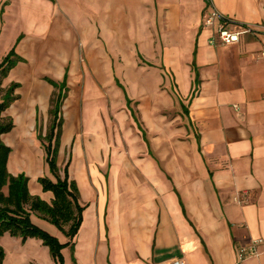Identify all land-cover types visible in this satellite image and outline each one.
I'll return each instance as SVG.
<instances>
[{
    "label": "crops",
    "instance_id": "1",
    "mask_svg": "<svg viewBox=\"0 0 264 264\" xmlns=\"http://www.w3.org/2000/svg\"><path fill=\"white\" fill-rule=\"evenodd\" d=\"M82 1L0 0V58L15 46L23 60L7 79L21 88L27 75L39 86L46 71L30 61L68 26L86 49L71 53L73 75L137 84L142 135L127 157L90 163L74 178L87 197L70 243L48 222L31 221L69 243L63 264H264V0ZM212 11L248 31L219 44L216 24L203 27ZM46 193L38 197L50 204ZM6 237L4 264H53L39 240ZM252 240H261L258 255L239 261L237 248Z\"/></svg>",
    "mask_w": 264,
    "mask_h": 264
},
{
    "label": "rangeland",
    "instance_id": "2",
    "mask_svg": "<svg viewBox=\"0 0 264 264\" xmlns=\"http://www.w3.org/2000/svg\"><path fill=\"white\" fill-rule=\"evenodd\" d=\"M77 2L83 3L82 0ZM78 13L82 14V9ZM65 28L64 36L52 43H46L45 48L40 50L42 59L30 61L36 72L46 71L42 72L43 76H40L42 82L40 84L45 86L40 84L36 87L31 86L30 80L28 81L30 77L23 76V86L13 91L17 99L3 114L14 125L9 133L0 137L9 149L7 170L11 175L23 173L28 177L29 191L39 197L43 196L42 199L47 193L42 191L38 178L47 177L54 181L48 165L45 164V153L39 139L46 137L49 128V103L54 93L62 96L59 113L62 126L57 164L61 175L63 167L69 164L67 174L71 180L80 179L84 168L90 163L100 160L108 161L115 157H127L131 151V141L136 137L141 139L142 135L139 118L134 111L138 103L137 84L130 80L121 81L119 75L117 79L111 77L110 82L97 83H91L89 79L86 80L87 83H84L82 74L73 75L71 69L75 63V57L72 58L71 53H74L77 48L81 55L86 49L84 41L80 39L77 41L73 36L70 39L69 27ZM6 48L7 40L4 39L0 42V53ZM111 57L115 59L116 56L112 53ZM82 60L84 57L80 56L78 60L80 64ZM62 64L64 65L61 71ZM103 73L96 69L94 77H101ZM132 73L129 72V76L135 78ZM15 76L20 78L18 73H14ZM11 82L16 80L7 78L4 80L2 92ZM164 88H167V84L161 86L162 90H165ZM170 115V112L164 115L167 122L172 120ZM83 192V198L79 194L80 205L87 197V192L85 190ZM6 235L11 237L7 233L0 237V247L4 252L2 264L6 262L8 254ZM51 261L55 264L52 258Z\"/></svg>",
    "mask_w": 264,
    "mask_h": 264
},
{
    "label": "trees",
    "instance_id": "3",
    "mask_svg": "<svg viewBox=\"0 0 264 264\" xmlns=\"http://www.w3.org/2000/svg\"><path fill=\"white\" fill-rule=\"evenodd\" d=\"M15 46L0 61V137L13 129V123L3 114L8 110L13 101L17 99L13 95L16 82H11L2 92V84L17 63L23 60L14 52ZM55 85V84H53ZM62 96L54 95L49 103V128L45 138H39L44 150L45 164L53 176V180L43 177L38 178L42 191L52 193L51 203L41 200L28 190V178L23 173L15 176L9 174L6 166L9 155L8 147L0 138V237L7 233L11 237L20 238L23 242L35 238L41 241L50 252L55 264H63L62 248L67 246L75 237L81 223L85 206L78 202L79 192L76 182L68 177L67 164L62 169L57 164V154L61 134L62 121L59 117ZM48 222L69 239V243H59L55 236L44 231L34 222L31 216ZM4 259V252L0 247V264Z\"/></svg>",
    "mask_w": 264,
    "mask_h": 264
},
{
    "label": "built area",
    "instance_id": "4",
    "mask_svg": "<svg viewBox=\"0 0 264 264\" xmlns=\"http://www.w3.org/2000/svg\"><path fill=\"white\" fill-rule=\"evenodd\" d=\"M207 3H210V0H205ZM216 24L217 30V40L221 45H232L238 42L239 36L241 34L246 33L248 30L240 25L231 26L230 23L217 12L212 11L205 15L203 20V27L209 28ZM214 43L211 40V44ZM237 203H241V199L239 197H235L233 199ZM261 240H252L250 244L246 245V247H238L236 250V257L239 261H243L248 257L257 256L258 255V247L260 246ZM172 264H186L182 258H175Z\"/></svg>",
    "mask_w": 264,
    "mask_h": 264
}]
</instances>
